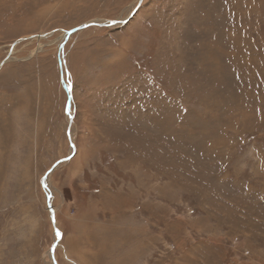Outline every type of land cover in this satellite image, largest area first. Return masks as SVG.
<instances>
[{
  "label": "rangeland",
  "instance_id": "obj_1",
  "mask_svg": "<svg viewBox=\"0 0 264 264\" xmlns=\"http://www.w3.org/2000/svg\"><path fill=\"white\" fill-rule=\"evenodd\" d=\"M139 3L0 0V264H264V0Z\"/></svg>",
  "mask_w": 264,
  "mask_h": 264
},
{
  "label": "water",
  "instance_id": "obj_2",
  "mask_svg": "<svg viewBox=\"0 0 264 264\" xmlns=\"http://www.w3.org/2000/svg\"><path fill=\"white\" fill-rule=\"evenodd\" d=\"M142 2H143V0H140V3H139V5H138V7L142 4ZM133 14H134V13H133ZM133 14H132V15H133ZM126 21H127V20H126ZM126 21L123 22V23H122V22L119 23V22H117V21H115V23H114V21H109V22H106V23H104V24H102V25H100V26H99V25H96V26H99V27H112L113 25H117V24L123 25V24L126 23ZM89 26H91V25H90V24L82 25V26L78 27L77 29H75V30H73V31L67 32V36H70L71 34L77 32V31H81V30H83V29H85L86 27H89ZM16 44H18V42L14 43V45H16ZM14 45H13V46H14ZM64 87H65V84H64ZM65 88H66V87H65ZM66 89H67V88H66ZM71 98H72V97L69 95V102H68V106H67V115L70 114V107H71V100H72ZM71 119H72V117L70 118V121L72 122ZM68 136L70 137L69 134H68ZM71 146H72V149H73V153H72V155H71L70 157L64 159V160H60L59 162H57V163L52 167V169L47 173V175H46L45 178L43 179V183H45L46 177L49 176V174H51V173L53 172V170H54L55 168H57L58 165H60L61 163L67 162L68 160L71 159V157L74 155V152H75V146H74V144H71ZM44 185H45V184H43V186H44ZM47 200L49 201L50 198H48ZM48 206H49L50 211L53 212V210H52V208H51V205L49 204ZM52 223L55 224L54 216H53V218H52ZM57 233H59V232H57ZM57 235H58V234H57ZM60 241H61V234L59 233L58 238H57V240L55 241V243H54V245H53V247H52V249H51V256H52L53 259H54L55 250H56L57 245H58V243H59Z\"/></svg>",
  "mask_w": 264,
  "mask_h": 264
},
{
  "label": "bare ground",
  "instance_id": "obj_3",
  "mask_svg": "<svg viewBox=\"0 0 264 264\" xmlns=\"http://www.w3.org/2000/svg\"><path fill=\"white\" fill-rule=\"evenodd\" d=\"M132 16V15H131ZM130 16V17H131ZM109 22V21H108ZM117 22H122V21H117ZM123 22H125V21H123ZM122 22V23H123ZM91 24H94V25H102V24H104V23H100V24H96V23H94V22H92ZM118 25H120V24H117V26ZM114 26V25H113ZM116 26V25H115ZM65 35H67V32H65ZM71 36V35H70ZM70 36H67V37H70ZM65 86H66V88H68L67 89V91L70 93V87H69V85L68 84H65ZM70 95V94H69ZM70 118H71V115H70ZM72 120V122H73V119H71ZM72 126V125H71ZM73 139V138H72ZM73 142H74V139H73ZM75 144V143H74ZM75 146V145H74ZM75 152H76V148H75ZM74 152V153H75ZM50 175V174H49ZM44 184V183H43ZM44 189H45V186H44ZM53 210V209H52ZM52 213V215L54 216V210H53V212H51ZM55 214H57V212L55 213ZM55 217V216H54ZM57 217H58V215H56V218H54L55 219V224H53L54 225V227L56 228V227H59V225H58V221H57ZM57 232H59L58 230H57ZM64 237V236H63ZM64 239H65V237H64ZM55 255V254H54ZM55 259V258H54Z\"/></svg>",
  "mask_w": 264,
  "mask_h": 264
},
{
  "label": "snow or ice",
  "instance_id": "obj_4",
  "mask_svg": "<svg viewBox=\"0 0 264 264\" xmlns=\"http://www.w3.org/2000/svg\"><path fill=\"white\" fill-rule=\"evenodd\" d=\"M114 23H115V21H114ZM58 235H59V233H57Z\"/></svg>",
  "mask_w": 264,
  "mask_h": 264
}]
</instances>
